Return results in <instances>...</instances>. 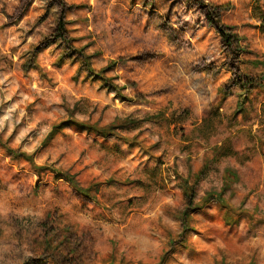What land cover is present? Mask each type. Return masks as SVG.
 I'll list each match as a JSON object with an SVG mask.
<instances>
[{"label": "rangeland", "instance_id": "obj_1", "mask_svg": "<svg viewBox=\"0 0 264 264\" xmlns=\"http://www.w3.org/2000/svg\"><path fill=\"white\" fill-rule=\"evenodd\" d=\"M0 121V264H264V1L0 0Z\"/></svg>", "mask_w": 264, "mask_h": 264}, {"label": "trees", "instance_id": "obj_2", "mask_svg": "<svg viewBox=\"0 0 264 264\" xmlns=\"http://www.w3.org/2000/svg\"><path fill=\"white\" fill-rule=\"evenodd\" d=\"M255 1H264V0H255ZM211 22H214V20H212ZM61 30L64 31V28L63 29L61 28ZM218 30H219V33L221 34V36H223L225 39H228L229 38V34H227L222 27H220ZM62 34H63V32H62ZM63 240H66V238H64ZM61 243L64 244V241L61 242ZM47 246H51V247L49 248ZM47 246H46V248H49V249H52V250L57 251V254H58V252H60L61 254L64 252V249H59L58 246H53L52 243H51V240H50V242L48 243ZM63 246H64L65 250L68 253L70 252L71 255H76L77 254V251H76L75 248L69 247L67 245H63Z\"/></svg>", "mask_w": 264, "mask_h": 264}, {"label": "crops", "instance_id": "obj_3", "mask_svg": "<svg viewBox=\"0 0 264 264\" xmlns=\"http://www.w3.org/2000/svg\"><path fill=\"white\" fill-rule=\"evenodd\" d=\"M258 90H256V92H257ZM205 125H207V127H209L210 126V122H207V123H205ZM237 150V149H236Z\"/></svg>", "mask_w": 264, "mask_h": 264}, {"label": "clouds", "instance_id": "obj_4", "mask_svg": "<svg viewBox=\"0 0 264 264\" xmlns=\"http://www.w3.org/2000/svg\"><path fill=\"white\" fill-rule=\"evenodd\" d=\"M3 127V121H0V128Z\"/></svg>", "mask_w": 264, "mask_h": 264}]
</instances>
